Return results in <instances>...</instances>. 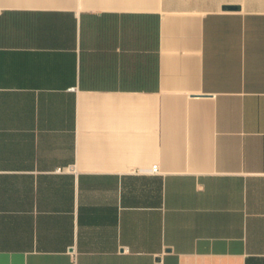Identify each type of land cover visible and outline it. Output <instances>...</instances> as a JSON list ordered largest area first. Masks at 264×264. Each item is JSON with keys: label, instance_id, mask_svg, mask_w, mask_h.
I'll use <instances>...</instances> for the list:
<instances>
[{"label": "crops", "instance_id": "1", "mask_svg": "<svg viewBox=\"0 0 264 264\" xmlns=\"http://www.w3.org/2000/svg\"><path fill=\"white\" fill-rule=\"evenodd\" d=\"M0 264H264V0H0Z\"/></svg>", "mask_w": 264, "mask_h": 264}, {"label": "built area", "instance_id": "2", "mask_svg": "<svg viewBox=\"0 0 264 264\" xmlns=\"http://www.w3.org/2000/svg\"><path fill=\"white\" fill-rule=\"evenodd\" d=\"M158 169H159V168H158L157 165L154 166V168H153V170L156 171V172L158 171ZM62 170H63V168H58V171H62Z\"/></svg>", "mask_w": 264, "mask_h": 264}]
</instances>
